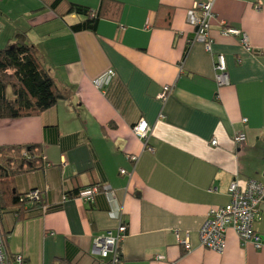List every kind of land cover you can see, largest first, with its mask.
Masks as SVG:
<instances>
[{"label": "crops", "instance_id": "crops-1", "mask_svg": "<svg viewBox=\"0 0 264 264\" xmlns=\"http://www.w3.org/2000/svg\"><path fill=\"white\" fill-rule=\"evenodd\" d=\"M51 1L0 0V48L24 32L63 97L39 115L0 120V147L36 145L44 164L13 180V191H37L40 203L4 210L7 252L23 264H102L91 241L116 227L104 196L63 199L107 185L127 225L121 264H264V202L254 225L260 250L231 228L221 255L198 236L207 211L228 203L232 182L264 183V0H214L211 53L191 42L186 19L208 0H64L91 11L103 5L95 33L72 32L83 17H61ZM224 26L244 33L252 52L222 36ZM216 55L229 78L222 87L214 82ZM109 69L115 78L102 93L92 81ZM164 86L173 89L162 103ZM140 120L151 129L153 153L132 132Z\"/></svg>", "mask_w": 264, "mask_h": 264}, {"label": "built area", "instance_id": "built-area-1", "mask_svg": "<svg viewBox=\"0 0 264 264\" xmlns=\"http://www.w3.org/2000/svg\"><path fill=\"white\" fill-rule=\"evenodd\" d=\"M214 0L206 3L194 4L186 13L187 23L194 29V39L192 43H200L205 50L211 53L212 40L209 36L211 22L214 19L212 11ZM222 36L238 37L240 44L247 52H252L247 37L241 31L225 27L220 31ZM214 82L217 87L225 86L229 83L225 59L223 55H216L214 62ZM115 78L112 69L105 71L92 81L93 86L104 93L105 89ZM173 86H164L158 95V100L164 103L171 94ZM245 122V120L243 121ZM133 134L143 145V149L153 153L154 149L149 145L151 129L143 120L138 121L132 127ZM236 145H241L246 141L244 134H238L233 139ZM212 146H216V140L211 141ZM129 161L135 162V156H128ZM125 175L124 170L120 171ZM101 192L108 205L107 215L109 219L116 223L113 230H108L104 234L93 237L91 241V254L100 259L102 264H121L120 243L126 235L127 225L124 222V212L121 204L116 198L115 192L110 186H93L79 195L85 203H92L94 197ZM229 201L226 205L211 208L207 211L205 220L199 229L198 236L200 245L219 255L225 249V234L231 228L237 235L242 245L251 244L255 250L263 247L262 237L255 231L254 225L259 217V206L264 202V183L248 181L240 185L237 181L232 182L228 189ZM31 201H38L37 191L28 194ZM183 244L188 247L187 241ZM0 264H23V257L20 254H10L5 247V239L0 225ZM177 264V263H170Z\"/></svg>", "mask_w": 264, "mask_h": 264}, {"label": "trees", "instance_id": "trees-1", "mask_svg": "<svg viewBox=\"0 0 264 264\" xmlns=\"http://www.w3.org/2000/svg\"><path fill=\"white\" fill-rule=\"evenodd\" d=\"M48 8L61 17L72 14L83 17V20L70 26L74 33H95L98 22L103 17V5L97 11H91L87 7L64 0H52ZM61 9L63 12H60ZM62 98L24 32L15 34L9 44L0 48V120L39 115L54 107ZM39 148L36 145L0 147V221L8 205L19 208V212L27 204L33 205L26 210L39 205L40 199L31 201L29 193L20 195L12 188L15 177L43 169ZM82 191L65 194L63 200L78 198ZM50 209L52 208L45 211Z\"/></svg>", "mask_w": 264, "mask_h": 264}]
</instances>
